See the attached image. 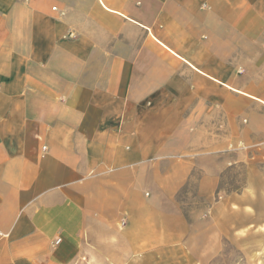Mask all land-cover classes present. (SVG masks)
<instances>
[{"label": "crops", "instance_id": "0c3cea01", "mask_svg": "<svg viewBox=\"0 0 264 264\" xmlns=\"http://www.w3.org/2000/svg\"><path fill=\"white\" fill-rule=\"evenodd\" d=\"M262 195L264 0H0V264H208Z\"/></svg>", "mask_w": 264, "mask_h": 264}, {"label": "rangeland", "instance_id": "374dc122", "mask_svg": "<svg viewBox=\"0 0 264 264\" xmlns=\"http://www.w3.org/2000/svg\"><path fill=\"white\" fill-rule=\"evenodd\" d=\"M263 160V159H262ZM250 163L262 166L263 162L257 157ZM246 163L239 161L224 169L220 174V179L214 199L208 201L200 196L195 186L198 171L194 172L191 182L184 186L178 194L181 207L188 219H195L204 213L214 201L222 200L229 195H236L244 192L246 183ZM234 216L232 217V227L227 234H223L222 248L208 264H264V218L257 225L248 227L240 226L237 220L244 216V207L239 204H232ZM261 214L264 215V195L259 204ZM237 219V220H236ZM224 223L220 220V226ZM96 244L89 242L83 245V249L70 264H120L117 256L112 251H100L96 249ZM192 253L197 255V251H186L179 254ZM141 258L139 255L135 259ZM134 259V260H135ZM128 260L125 262L127 264ZM124 262L122 264H125ZM185 264V263H184Z\"/></svg>", "mask_w": 264, "mask_h": 264}, {"label": "built area", "instance_id": "2783aa9c", "mask_svg": "<svg viewBox=\"0 0 264 264\" xmlns=\"http://www.w3.org/2000/svg\"><path fill=\"white\" fill-rule=\"evenodd\" d=\"M59 239H57V241H58Z\"/></svg>", "mask_w": 264, "mask_h": 264}]
</instances>
